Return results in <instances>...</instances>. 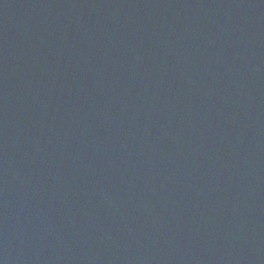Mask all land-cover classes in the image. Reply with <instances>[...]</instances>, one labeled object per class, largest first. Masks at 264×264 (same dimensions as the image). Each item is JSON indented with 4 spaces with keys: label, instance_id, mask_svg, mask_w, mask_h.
Returning a JSON list of instances; mask_svg holds the SVG:
<instances>
[{
    "label": "water",
    "instance_id": "water-1",
    "mask_svg": "<svg viewBox=\"0 0 264 264\" xmlns=\"http://www.w3.org/2000/svg\"><path fill=\"white\" fill-rule=\"evenodd\" d=\"M0 264H264V0H0Z\"/></svg>",
    "mask_w": 264,
    "mask_h": 264
}]
</instances>
